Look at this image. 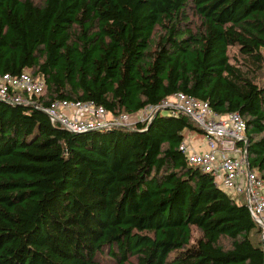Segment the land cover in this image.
<instances>
[{
  "label": "trees",
  "instance_id": "trees-1",
  "mask_svg": "<svg viewBox=\"0 0 264 264\" xmlns=\"http://www.w3.org/2000/svg\"><path fill=\"white\" fill-rule=\"evenodd\" d=\"M233 45L261 62L264 0H0V74L41 76L35 104L120 115L183 92L242 116L264 183V85L230 62ZM152 117L75 133L0 99V264H264L246 203L180 148L202 130Z\"/></svg>",
  "mask_w": 264,
  "mask_h": 264
},
{
  "label": "built area",
  "instance_id": "built-area-1",
  "mask_svg": "<svg viewBox=\"0 0 264 264\" xmlns=\"http://www.w3.org/2000/svg\"><path fill=\"white\" fill-rule=\"evenodd\" d=\"M45 92V81L41 76H34L29 72L0 74V99L12 104L35 105L48 115L52 123L72 132L105 129L119 125L118 123L129 124L131 121L144 120L138 117L142 109L136 113L113 116L92 100L61 99L46 106L35 104L34 97H40ZM160 104L164 105L162 108L166 112L174 115L184 113L197 126L205 128L206 131L203 129L204 135L199 140L203 146H200L201 152L194 164L203 172L210 173L222 190L229 191L234 197L236 195V202L246 203L251 217L261 230L260 237L264 238V183L256 171H251L246 159V122L242 116L238 112L218 113L207 101L183 92L168 96ZM158 105H149L143 110L153 107L154 111ZM154 113L147 114L145 119ZM107 114L110 118H107ZM217 142L224 146L230 144L232 147L224 152L219 149L222 147L217 146ZM190 159L189 156V161Z\"/></svg>",
  "mask_w": 264,
  "mask_h": 264
},
{
  "label": "rangeland",
  "instance_id": "rangeland-1",
  "mask_svg": "<svg viewBox=\"0 0 264 264\" xmlns=\"http://www.w3.org/2000/svg\"><path fill=\"white\" fill-rule=\"evenodd\" d=\"M36 1H40V0H36ZM190 22L193 24V26H198L200 25V18L199 16L194 13L193 11L190 10ZM260 53L262 55V60L260 63H255L253 62L252 58L243 55L240 50L239 47L236 45L230 46L228 48V55H229V59L230 62L236 66H238L240 69H242L246 74H248L253 81H255L258 85L263 86L264 85V48L260 49ZM168 100V99H166ZM163 101V100H162ZM164 105L160 104L158 105L155 110L153 111V107L152 108H146V109H142L140 115L138 116L139 118H144L147 116V114H152L154 112H158V111H164ZM166 108V107H165ZM153 111V112H152ZM166 111V110H165ZM108 112V111H107ZM109 113V112H108ZM106 114V113H105ZM111 114V113H109ZM153 116V115H152ZM151 116V117H152ZM188 116V115H187ZM189 118H191L190 116H188ZM107 118H110V115L107 114ZM104 118V119H107ZM191 120L194 122V120L191 118ZM195 123V122H194ZM196 124V123H195ZM197 125V124H196ZM121 126H128V125H121ZM132 126V125H129ZM104 127V126H103ZM110 129V128H107ZM68 130V129H67ZM72 132V131H71ZM199 140H201V135L197 134V137ZM194 139H190L191 142H193ZM227 193L234 199H237V196L235 195V197L232 195V193H230L229 191H227ZM192 243L196 242V240L200 237V232L196 227H192ZM261 237L258 236V233L255 235H252V240L253 241H260ZM104 261H107V258L104 259ZM112 262V261H111Z\"/></svg>",
  "mask_w": 264,
  "mask_h": 264
},
{
  "label": "bare ground",
  "instance_id": "bare-ground-1",
  "mask_svg": "<svg viewBox=\"0 0 264 264\" xmlns=\"http://www.w3.org/2000/svg\"><path fill=\"white\" fill-rule=\"evenodd\" d=\"M125 114V113H124ZM121 115V114H120ZM113 116H119V115H113ZM153 117H148V118H146V119H144V120H141V121H135V122H130L129 124H122V123H118L119 125H134L135 123H137V122H150L151 121V119H152ZM119 125H115V126H113V127H128V128H130V127H132V126H119ZM112 127V128H113ZM202 127V126H201ZM200 126H198V128H200L201 130H202V132H203V135H204V130H205V128L204 127H202L201 128ZM204 129V130H203ZM206 131V130H205ZM75 133H81V132H75ZM194 139L193 140V142H191L190 141V139ZM240 142V141H239ZM239 142H237V143H239ZM200 146H203L202 145V143H200V141H199V139L198 138H195L194 136H187V137H185L184 139H183V141L181 142V144H180V148H181V150L183 151V153L185 154V156H186V159H187V162H188V164H190V165H192V166H196V164H194V162H196V160L198 159V157H199V154H200V152H201V148H200ZM217 146H221L222 148H219L220 150H222V151H224V152H226V149H228V148H230V147H232V145H230V144H225V146L223 145V144H221L220 142H217ZM189 156L191 157V159H190V161H189ZM246 159H247V161H248V158H247V153H246ZM251 171H255V170H252L251 169ZM227 192V191H226ZM262 240H264V238H262Z\"/></svg>",
  "mask_w": 264,
  "mask_h": 264
},
{
  "label": "water",
  "instance_id": "water-1",
  "mask_svg": "<svg viewBox=\"0 0 264 264\" xmlns=\"http://www.w3.org/2000/svg\"><path fill=\"white\" fill-rule=\"evenodd\" d=\"M109 128H112V127H109ZM101 129V128H100ZM100 129H98V128H95V129H90V130H87V131H92V130H100ZM105 129H107V128H105ZM87 131H85V132H87Z\"/></svg>",
  "mask_w": 264,
  "mask_h": 264
}]
</instances>
